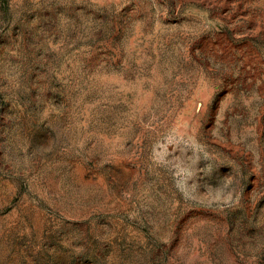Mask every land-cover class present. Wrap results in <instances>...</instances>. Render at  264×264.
I'll return each mask as SVG.
<instances>
[{"label":"rangeland","instance_id":"374dc122","mask_svg":"<svg viewBox=\"0 0 264 264\" xmlns=\"http://www.w3.org/2000/svg\"><path fill=\"white\" fill-rule=\"evenodd\" d=\"M0 264H264V0H0Z\"/></svg>","mask_w":264,"mask_h":264}]
</instances>
